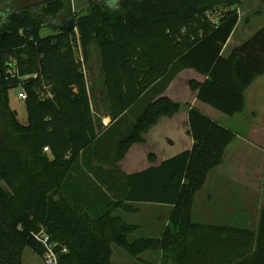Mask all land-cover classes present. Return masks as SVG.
<instances>
[{
	"label": "trees",
	"instance_id": "trees-1",
	"mask_svg": "<svg viewBox=\"0 0 264 264\" xmlns=\"http://www.w3.org/2000/svg\"><path fill=\"white\" fill-rule=\"evenodd\" d=\"M72 3L47 0L19 8V0H0V264H22L27 249L43 258L46 248L35 237L40 233L49 237L58 264H116L114 246L135 259L157 252L163 264L195 258V264H213L207 261L211 245L235 239L243 249L224 264H264V209L256 234L193 220L197 194L237 137L226 126L187 106L191 150L132 175L118 167L163 118L181 113L183 105L165 93L185 71L205 77L189 82L200 103L227 116L244 111L246 92L264 76V27L228 56L224 51L249 0H89L80 16ZM60 18L62 24L75 19L76 28L60 30L52 23ZM45 26L59 33L42 38ZM93 45L112 119L106 129L94 115L79 56L80 51L86 62ZM11 63L17 65L14 74ZM15 89L28 95L27 125L11 107ZM146 96L150 102L128 121ZM118 126L121 137L113 139L112 153L102 139ZM131 203L173 207L161 237L132 239L138 228L116 214L135 212ZM231 231L238 235L229 236ZM241 233L250 236L241 239Z\"/></svg>",
	"mask_w": 264,
	"mask_h": 264
},
{
	"label": "crops",
	"instance_id": "crops-1",
	"mask_svg": "<svg viewBox=\"0 0 264 264\" xmlns=\"http://www.w3.org/2000/svg\"><path fill=\"white\" fill-rule=\"evenodd\" d=\"M239 25L227 46L235 37ZM194 73L195 80L205 81V77ZM179 78L170 85L165 96L183 105L181 113L174 118H163L146 135V143L134 145L118 167L126 175H132L151 167H157L163 162L191 150L194 142L188 134L189 107L187 106L195 107L214 121L235 132L237 137L228 147L223 164L209 174L203 189L197 194L193 209L194 222L204 226L227 227L254 234L258 233L264 209V76L258 78L246 92L244 111L229 116L228 122L220 120L222 118L220 115L210 113L207 105L197 100L196 93L190 90L189 85L183 90L179 88L178 84L181 82ZM254 108H257V111L251 113L252 122L247 123L249 120L245 113ZM103 117L108 119L111 124L112 119L107 114ZM239 129L246 131L243 132L244 136L239 134L241 133L238 132ZM152 155L156 157L155 163L150 161ZM92 163L97 168L109 169L108 165L98 160H92ZM130 205L136 209L135 212L119 210L116 214L128 224L138 228L132 234V239L161 237L169 223L173 207L154 203H131ZM210 232L205 231L204 234L206 236L217 234L214 231ZM228 233H230L229 236L238 235L234 231ZM239 236L241 239H246L250 233H241ZM212 238L214 239V237ZM237 240L239 239L222 246L213 244V249L211 245L212 256L207 261L213 264H224L231 258V253L234 255L235 251L243 249L241 243L236 245ZM162 257L161 253L146 252L139 258H133L131 259L133 261L127 262L131 264H163ZM195 260H191L189 264H195Z\"/></svg>",
	"mask_w": 264,
	"mask_h": 264
},
{
	"label": "rangeland",
	"instance_id": "rangeland-1",
	"mask_svg": "<svg viewBox=\"0 0 264 264\" xmlns=\"http://www.w3.org/2000/svg\"><path fill=\"white\" fill-rule=\"evenodd\" d=\"M47 0H19V8H37L41 6L42 4L46 3ZM73 4V13L75 16H80L83 14H86L88 11V6H89V0H72ZM7 3L2 4L1 7L6 6ZM2 11V8L0 9ZM0 11V12H1ZM225 10H220L218 13L213 15L214 21L219 20L222 18L223 13ZM257 12H261V16H258ZM240 25L238 28V31L235 35V37L231 40V43L229 46L225 48L224 55L228 56L234 48L241 46L244 42L248 41L257 31H259L261 28L264 27V0H249V4L243 6L240 10ZM63 18H60L58 22H52L53 25L56 27H62L65 24H62ZM59 33L58 29H53L51 27L45 26L42 29L41 32V37L45 38L48 36H53L57 35ZM79 56L82 61L83 65V70L86 75L87 79V85L89 87L90 91V97L93 101V110H94V115L97 117V119L100 121L99 124L102 125L103 129H106L110 121L108 119H105L104 116L106 113V105L108 104L107 102V96H106V91H105V76L103 73V68H102V61L100 57V53L96 45H93L90 53L88 60L86 62L83 61V55L82 52L79 51ZM195 73L194 71H185L184 74L182 73L180 75V81L178 86L182 90L185 89L188 85L189 82L192 79H195V76H193ZM104 76V77H103ZM104 82V83H103ZM21 92V89H15L10 92V100H11V107L12 109L17 112L18 119L21 124L27 125L28 124V114L26 110V105L23 101L18 99V94ZM150 102V96L144 97L142 100H140L138 103H136L129 116L127 117L128 121L134 122L136 118L141 114L145 106ZM208 109H210V113H216L217 115H220L222 118L220 120L224 122H228L229 120L227 115H224L217 110L213 109L212 107L206 106ZM257 108H254L250 111H247L245 113V116L249 120L247 123L252 122V112L256 113ZM235 121V120H234ZM233 121V123H234ZM130 124V123H129ZM228 124V123H227ZM120 132V127L118 126L117 128H114L112 131L108 132L106 135H104L102 139V143L108 145L109 151L113 153V147H114V142L113 139L117 142L119 141V138L121 137L119 135ZM238 132H241L242 136H244L243 129H239ZM246 134V133H245ZM86 175L93 176V180L95 183H101L99 182L98 178H95V176L87 171L85 169ZM92 182V181H90ZM94 183H90L89 186L86 188V192L92 187ZM103 184V183H102ZM100 185V184H98ZM114 262L117 264H131L128 263L127 261H133V259L128 253H126L123 249L114 246ZM22 264H47V261L45 257H40L37 254H35L31 249H27L23 255L22 258Z\"/></svg>",
	"mask_w": 264,
	"mask_h": 264
},
{
	"label": "built area",
	"instance_id": "built-area-1",
	"mask_svg": "<svg viewBox=\"0 0 264 264\" xmlns=\"http://www.w3.org/2000/svg\"><path fill=\"white\" fill-rule=\"evenodd\" d=\"M16 63H11V70L10 73L14 74L16 71ZM28 98V95L25 91L21 90V92L18 94V99L25 102ZM36 240L40 242L42 245L46 248V254L45 259L47 261V264H58V256L56 255L53 246L49 242V237L46 236L44 233H40L35 236Z\"/></svg>",
	"mask_w": 264,
	"mask_h": 264
},
{
	"label": "water",
	"instance_id": "water-1",
	"mask_svg": "<svg viewBox=\"0 0 264 264\" xmlns=\"http://www.w3.org/2000/svg\"><path fill=\"white\" fill-rule=\"evenodd\" d=\"M76 28V21L75 19H71L67 24L63 25L60 30H66V31H70ZM24 82V79L23 81ZM17 114V112H15Z\"/></svg>",
	"mask_w": 264,
	"mask_h": 264
}]
</instances>
